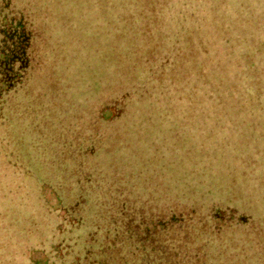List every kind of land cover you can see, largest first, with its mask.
<instances>
[{
	"label": "rangeland",
	"instance_id": "374dc122",
	"mask_svg": "<svg viewBox=\"0 0 264 264\" xmlns=\"http://www.w3.org/2000/svg\"><path fill=\"white\" fill-rule=\"evenodd\" d=\"M8 2L33 31L35 77L15 98L31 117L8 132L0 121V264H61L56 194L84 139L105 146L83 165L104 177L81 179L109 211L124 202L149 222L153 208L226 207L212 226L192 222L197 236L181 231L191 264H264V0ZM61 111L58 125L48 113Z\"/></svg>",
	"mask_w": 264,
	"mask_h": 264
},
{
	"label": "trees",
	"instance_id": "16d2710c",
	"mask_svg": "<svg viewBox=\"0 0 264 264\" xmlns=\"http://www.w3.org/2000/svg\"><path fill=\"white\" fill-rule=\"evenodd\" d=\"M8 1L0 0V121L5 125L9 118L10 121L18 122L20 127L31 117L29 107L22 108L23 102L16 104L15 98L27 84L30 85V80L35 77L31 57L34 34L23 13L14 10ZM65 113L64 111H61V114L49 112L48 115H54L55 122L59 125ZM41 114L45 116L46 111L42 110ZM42 116H36V118ZM6 130L8 132L7 127ZM66 140L55 136L56 147L61 141L63 144L60 143L59 149L62 151L67 147ZM104 148L105 146L98 147L92 142L85 144L84 139L79 144V154L65 153L70 156L73 167L61 172V178H65L68 186L62 188L60 194H56L60 209L65 213L61 220L66 225L58 223L57 228L51 230V233L61 238L53 246L55 258H58L61 264H191L189 258L196 256L197 252L189 254L187 242L192 239L186 237L187 242L184 241L182 237L184 234L181 231L187 227L191 236L192 230H194V236H197L204 224L212 226V219L222 220L226 207L223 209L217 205L210 208L206 214L199 215L196 211L187 216L169 213L166 219L159 214L160 210L156 213L157 209L153 208L152 214L155 213V215H151L149 222L141 219L139 213L134 214L133 209L127 208L124 202L123 209L118 207L116 213L114 209L109 211L110 202L101 188L97 187L95 182L88 181L89 179H81L83 171L95 172L98 178L104 177L103 174H98L100 169L83 170V165L86 166L84 162L86 156H95ZM11 165L15 167L13 162ZM17 171L21 173L19 169ZM25 174L39 181L35 174L26 170ZM48 175L52 176L48 172L44 173V177ZM126 184L132 186L131 181H126ZM86 185H88L87 188ZM129 189L135 190V188ZM114 197L113 200L116 202L121 200V197L118 198L117 195ZM142 201L145 202V200ZM194 221L200 223V228L191 225ZM240 222L244 224L242 217ZM177 225L178 233L173 231L177 237L172 238L170 237L171 228L174 229ZM69 235H76V238L73 240L65 238L62 241ZM63 256L68 258L63 260Z\"/></svg>",
	"mask_w": 264,
	"mask_h": 264
}]
</instances>
